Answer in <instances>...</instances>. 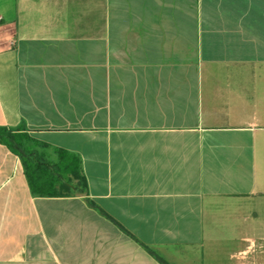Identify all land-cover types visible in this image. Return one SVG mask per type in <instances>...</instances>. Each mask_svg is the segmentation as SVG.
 Returning <instances> with one entry per match:
<instances>
[{
    "label": "crops",
    "instance_id": "crops-1",
    "mask_svg": "<svg viewBox=\"0 0 264 264\" xmlns=\"http://www.w3.org/2000/svg\"><path fill=\"white\" fill-rule=\"evenodd\" d=\"M0 125L88 183L35 196L0 143V264L264 251V0H0Z\"/></svg>",
    "mask_w": 264,
    "mask_h": 264
},
{
    "label": "trees",
    "instance_id": "trees-1",
    "mask_svg": "<svg viewBox=\"0 0 264 264\" xmlns=\"http://www.w3.org/2000/svg\"><path fill=\"white\" fill-rule=\"evenodd\" d=\"M0 143L21 158L33 195L61 196L88 190L87 179L82 172V159L78 154L53 148L24 128L5 125H0ZM157 258L167 264L161 257Z\"/></svg>",
    "mask_w": 264,
    "mask_h": 264
},
{
    "label": "rangeland",
    "instance_id": "rangeland-1",
    "mask_svg": "<svg viewBox=\"0 0 264 264\" xmlns=\"http://www.w3.org/2000/svg\"><path fill=\"white\" fill-rule=\"evenodd\" d=\"M256 260L253 262V264H264V251L260 254H257Z\"/></svg>",
    "mask_w": 264,
    "mask_h": 264
}]
</instances>
